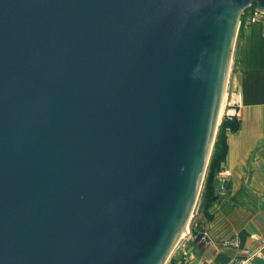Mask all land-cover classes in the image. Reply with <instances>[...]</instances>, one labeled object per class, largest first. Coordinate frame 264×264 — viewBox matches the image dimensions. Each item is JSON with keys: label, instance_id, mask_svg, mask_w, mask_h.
<instances>
[{"label": "water", "instance_id": "obj_1", "mask_svg": "<svg viewBox=\"0 0 264 264\" xmlns=\"http://www.w3.org/2000/svg\"><path fill=\"white\" fill-rule=\"evenodd\" d=\"M252 4L0 0V264L166 263Z\"/></svg>", "mask_w": 264, "mask_h": 264}, {"label": "crops", "instance_id": "obj_2", "mask_svg": "<svg viewBox=\"0 0 264 264\" xmlns=\"http://www.w3.org/2000/svg\"><path fill=\"white\" fill-rule=\"evenodd\" d=\"M242 32L238 67L232 78V87L242 92V105L237 129L228 132L218 180L225 193L222 198L236 203L246 201L244 192L249 189L254 211L236 233L240 243L237 250L218 247L215 245L218 241L214 242L208 231L210 242L198 249L206 262L215 264H222L235 255L239 246L261 248L262 255L256 258L255 264H264V24L245 22Z\"/></svg>", "mask_w": 264, "mask_h": 264}, {"label": "rangeland", "instance_id": "obj_3", "mask_svg": "<svg viewBox=\"0 0 264 264\" xmlns=\"http://www.w3.org/2000/svg\"><path fill=\"white\" fill-rule=\"evenodd\" d=\"M255 6L256 4H252L249 8H247L242 14V17L239 19V25L237 24L238 28L231 52L227 82L225 83L223 92L224 97L226 92H229L232 88V78L234 77V73L238 67L237 54L239 43L243 34L242 30L245 22H252L249 19L256 10ZM257 21L264 24V15L258 16ZM221 120L223 119L221 118ZM221 120L218 121L216 127L214 141L210 150L202 182L195 204L191 211L192 217L190 220V232L187 236L178 241L165 264L210 263L204 260L200 249H198L197 244L193 241L195 236L203 228L206 229V234L209 231V234L214 237V242L218 241L215 243L218 247H229L237 250V245H240V243L236 233L240 228H242L241 226H244L247 221H249L254 211V203L251 201L252 196L249 189L247 193L244 192V197L247 198L244 202L236 203L230 199H223L221 196L225 194L223 188L220 187L218 180L219 177H221L222 171L220 172V168L225 150V136L223 132L225 128H223ZM235 121H237V119H235ZM229 127L230 126L226 127V132ZM218 130L219 133L217 134ZM214 196H218V199L211 200ZM233 197L235 198L234 195ZM211 226H213V228ZM242 248L244 247L239 246L238 251L233 256L241 255Z\"/></svg>", "mask_w": 264, "mask_h": 264}, {"label": "built area", "instance_id": "obj_4", "mask_svg": "<svg viewBox=\"0 0 264 264\" xmlns=\"http://www.w3.org/2000/svg\"><path fill=\"white\" fill-rule=\"evenodd\" d=\"M264 15V12L255 10L250 16V21L255 22L258 20V16ZM242 92L237 88H231L229 92L225 94L224 110L222 119L228 121L235 120L239 116L240 108L242 105ZM230 130V127L229 129ZM241 255L232 256L222 264H255L256 258L262 255L261 248L256 249H241ZM203 264V263H201ZM204 264H215V263H204Z\"/></svg>", "mask_w": 264, "mask_h": 264}, {"label": "bare ground", "instance_id": "obj_5", "mask_svg": "<svg viewBox=\"0 0 264 264\" xmlns=\"http://www.w3.org/2000/svg\"><path fill=\"white\" fill-rule=\"evenodd\" d=\"M237 24H238V23H236V25H237ZM229 66H230V60H229V65H228V71H229ZM226 82H227V76H226V81H225V83H226ZM224 86H225V84H224ZM223 92H224V88H223V90H222V93H221V95H220V101H219V103H218V109H217V112H216V121H215L216 124H215V126H214V134H213V137H212L211 141L214 140V137H215V131H216V127H217L218 121L221 120L222 115H223L224 102H225V97H224ZM191 217H192V214L190 213L189 216H188L187 222H186V223H187V224H186V228H185L184 232L182 233V236H183V237L188 233V223H189V221L191 220ZM183 237H182V238H183Z\"/></svg>", "mask_w": 264, "mask_h": 264}, {"label": "trees", "instance_id": "obj_6", "mask_svg": "<svg viewBox=\"0 0 264 264\" xmlns=\"http://www.w3.org/2000/svg\"><path fill=\"white\" fill-rule=\"evenodd\" d=\"M221 124H222V126H223V128H225L224 130H223V132H224V136H225V141H224V148H225V150H224V158H225V154H226V150H227V143H226V140H227V134H228V132L230 131H235L236 129H237V127H238V125H237V121H235V120H231V121H228V120H226V119H223V120H221ZM228 126H230V130H228L227 132H226V127H228ZM219 133V130H218V132H217V134ZM224 158H223V160H224ZM222 160V161H223ZM220 165V164H219Z\"/></svg>", "mask_w": 264, "mask_h": 264}]
</instances>
